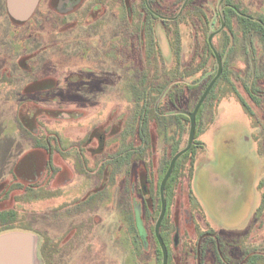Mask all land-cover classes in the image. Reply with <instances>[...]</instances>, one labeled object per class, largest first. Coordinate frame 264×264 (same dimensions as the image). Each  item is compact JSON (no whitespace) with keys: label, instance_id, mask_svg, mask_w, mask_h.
<instances>
[{"label":"rangeland","instance_id":"rangeland-1","mask_svg":"<svg viewBox=\"0 0 264 264\" xmlns=\"http://www.w3.org/2000/svg\"><path fill=\"white\" fill-rule=\"evenodd\" d=\"M146 1L38 0L15 22L0 0V234L37 236L40 264H161L159 186L216 75L213 34L221 75L160 235L167 264H264V40L245 22L264 0H159L160 19Z\"/></svg>","mask_w":264,"mask_h":264},{"label":"water","instance_id":"water-1","mask_svg":"<svg viewBox=\"0 0 264 264\" xmlns=\"http://www.w3.org/2000/svg\"><path fill=\"white\" fill-rule=\"evenodd\" d=\"M7 1V12L9 17L15 21V22H24L25 20L28 19V17L31 15L34 7L36 6L38 0H6ZM213 34H211L208 37V45L213 53V56L216 60V66H217V71H216V75L213 77V79L209 82V84L207 85L206 89L204 90L203 94L201 95V97L199 98L198 102L196 103L193 111L188 115V120H189V131H188V138H187V143L186 146L179 151L177 154H175L172 159L170 160L168 169L160 183L159 186V198H160V214L158 216V219L155 223V227H154V236L155 239L160 247L161 250V254H162V263L161 264H167V252L165 249V246L163 244V241L160 237L159 234V229L161 226V222L163 220L164 214H165V209H166V205H165V199H164V189H165V185L168 181V179L170 178L173 168L175 166V163L177 162V160L184 155L186 152H188L193 144L194 141V136H195V119H196V114L199 110V108L201 107L203 101L205 100V98L207 97V95L209 94V92L211 91V89L213 88L214 84L216 83V81L220 78L221 75V71H222V64H221V60L219 55L217 54V52L215 51V49L212 46V39ZM30 233H25V232H4L2 235H4L2 237V239H5V241H7L8 243H12V242H8V240L11 241H15L17 239H23L26 240L27 237H30L29 235ZM1 235V234H0ZM9 246V255H11V259L6 260V264H18V258L20 255L24 254V247L21 245V249L17 246V249L15 247H12L11 244L7 245V248ZM8 257V256H7Z\"/></svg>","mask_w":264,"mask_h":264},{"label":"trees","instance_id":"trees-1","mask_svg":"<svg viewBox=\"0 0 264 264\" xmlns=\"http://www.w3.org/2000/svg\"><path fill=\"white\" fill-rule=\"evenodd\" d=\"M181 1V0H180ZM150 2V1H149ZM157 2H159V0H151V5L149 3V7H151L153 9V12H155V14L159 15V16H163V14L161 12H159V10L157 9ZM155 3V4H154ZM153 4V5H152ZM146 11L148 13V15H152V12L149 11L148 8H146ZM178 20V19H177ZM245 22L254 29L255 32H258L261 37L264 40V18L263 17H258L257 21H249L248 19H245ZM163 23L165 24V21H163ZM151 30V29H150ZM150 32V31H149ZM151 33V32H150ZM149 33V34H150ZM151 40L153 43H155V37L154 34H150ZM172 45V54H173V58H174V62L176 65V68H179V63H180V53H181V45H180V32L179 29L176 28L175 31L173 32V39L171 42ZM208 45V42H207ZM209 47V45H208ZM210 49V47H209ZM211 51V49H210ZM212 52V51H211ZM213 54V53H212ZM207 87V86H206ZM213 89L210 91L212 92ZM148 113H149V106L144 104L142 107V111L140 113V118H139V122H138V128H137V136L140 140V143L143 145L147 142L148 140ZM191 149V148H190ZM190 151V150H189ZM188 151V152H189ZM188 152H186L184 155H182L181 157L185 156ZM180 157V158H181ZM179 158V159H180ZM178 159V160H179ZM177 160V161H178ZM177 165V162L175 163V166L173 168V171L175 170ZM170 179V178H169ZM169 179L165 185V189L168 188V183H169ZM160 200V199H159ZM10 229H5L4 231H7ZM157 243V241H156ZM158 244V243H157ZM160 249V247H159ZM160 254H161V250H160ZM162 256V255H161Z\"/></svg>","mask_w":264,"mask_h":264},{"label":"crops","instance_id":"crops-1","mask_svg":"<svg viewBox=\"0 0 264 264\" xmlns=\"http://www.w3.org/2000/svg\"><path fill=\"white\" fill-rule=\"evenodd\" d=\"M30 237H27L26 240L23 241V239H17L15 241L8 240L5 241V239H2L4 235H0V264H6V260L11 259V255H9V246L7 248V245L11 244L12 247H15L17 249V246L21 249V245L24 247V254L20 255L18 258V264H40V260L38 257V239L37 236L33 234H29ZM8 256V257H7Z\"/></svg>","mask_w":264,"mask_h":264},{"label":"flooded vegetation","instance_id":"flooded-vegetation-1","mask_svg":"<svg viewBox=\"0 0 264 264\" xmlns=\"http://www.w3.org/2000/svg\"><path fill=\"white\" fill-rule=\"evenodd\" d=\"M222 1H224V0H220V2H222ZM146 8H148L149 9V11H151L152 12V15H148V13H147V11H146ZM144 9H145V11H146V14H147V17L148 18H161V16H159V15H157V14H155V12H153V9L151 8V7H149V1L147 0L146 2H145V4H144ZM163 22V21H162ZM223 27V22H221V24H220V28H222ZM220 31V30H219ZM219 31H217V32H219ZM165 212H166V209H165ZM159 214H160V212H159ZM164 216H165V214H164ZM164 218V217H163ZM163 221V220H162ZM162 223V222H161ZM252 225V224H251ZM250 229H251V227H250ZM250 229H249V231H248V233L247 234H249V232H250ZM159 234H160V229H159ZM246 234V235H247ZM245 236V235H244ZM155 237V236H154ZM160 237H161V235H160ZM239 237H243V236H239ZM156 240V239H155ZM164 244V243H163ZM221 245H222V243H220ZM220 245V253H221V256H220V258H221V260L222 261H229L230 259V257H228V254L226 253V250L224 249V248H222L223 246H221ZM159 246V245H158ZM165 246V245H164ZM165 249H166V247H165ZM166 252H167V263H168V258H170V256H169V254H170V252H168L167 251V249H166ZM249 252H250V250H249ZM162 255V254H161ZM254 250L252 251V253H249L248 254V257L246 258V260L244 261V262H247V261H250L249 263H251L253 260H254ZM162 257V256H161ZM162 262V261H161ZM244 262H243V264H244ZM233 263V262H232Z\"/></svg>","mask_w":264,"mask_h":264}]
</instances>
